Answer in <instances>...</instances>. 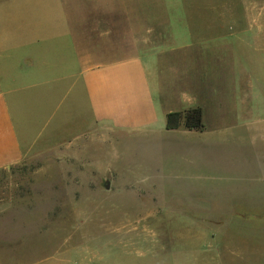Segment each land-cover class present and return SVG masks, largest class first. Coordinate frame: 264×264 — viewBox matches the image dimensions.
I'll return each mask as SVG.
<instances>
[{"label": "rangeland", "instance_id": "1", "mask_svg": "<svg viewBox=\"0 0 264 264\" xmlns=\"http://www.w3.org/2000/svg\"><path fill=\"white\" fill-rule=\"evenodd\" d=\"M15 1L0 0V33L14 32ZM37 1L25 18L61 25L51 8L58 0ZM149 3L164 5L156 16L177 21L197 43L186 67L163 64L151 78L164 96L154 127L166 129L161 106L199 107L206 130L178 139L116 133L91 151H34L0 170L5 264H264V0ZM226 128L234 135L220 138ZM157 170L187 175L191 186L155 179Z\"/></svg>", "mask_w": 264, "mask_h": 264}, {"label": "crops", "instance_id": "2", "mask_svg": "<svg viewBox=\"0 0 264 264\" xmlns=\"http://www.w3.org/2000/svg\"><path fill=\"white\" fill-rule=\"evenodd\" d=\"M29 2L13 3L14 32L3 27L0 33V170L20 164L34 151H91L97 141L116 133L162 139L193 134L184 128L157 132L154 127L155 109L164 96L162 82L151 78L163 64L175 70L186 67L191 60L187 53L197 44L186 37L189 31L176 30L177 21L156 16L164 5L149 0H58L51 8L64 18L59 25L27 19ZM200 44L202 52L209 43ZM22 47L29 55H23ZM5 49L11 51L7 57ZM214 91L217 97L221 93ZM161 107L163 117L174 111ZM244 118L247 124L241 133L248 135L254 131V115ZM233 130L226 128L217 135L233 136L229 133ZM255 131L258 135L259 127ZM158 156L155 153V160ZM161 173L157 170L155 179L164 182L168 177L175 181L173 186H191L184 180L187 175ZM0 264L5 263L0 260Z\"/></svg>", "mask_w": 264, "mask_h": 264}, {"label": "trees", "instance_id": "3", "mask_svg": "<svg viewBox=\"0 0 264 264\" xmlns=\"http://www.w3.org/2000/svg\"><path fill=\"white\" fill-rule=\"evenodd\" d=\"M184 128L189 132H203L206 130L203 110L199 107L182 112H172L167 115L166 129L176 131Z\"/></svg>", "mask_w": 264, "mask_h": 264}]
</instances>
